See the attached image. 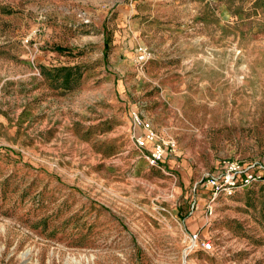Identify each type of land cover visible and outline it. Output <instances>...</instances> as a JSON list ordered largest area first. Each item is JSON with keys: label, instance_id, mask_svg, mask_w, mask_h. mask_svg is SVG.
I'll list each match as a JSON object with an SVG mask.
<instances>
[{"label": "rangeland", "instance_id": "obj_1", "mask_svg": "<svg viewBox=\"0 0 264 264\" xmlns=\"http://www.w3.org/2000/svg\"><path fill=\"white\" fill-rule=\"evenodd\" d=\"M0 264H264V0H0Z\"/></svg>", "mask_w": 264, "mask_h": 264}, {"label": "built area", "instance_id": "obj_2", "mask_svg": "<svg viewBox=\"0 0 264 264\" xmlns=\"http://www.w3.org/2000/svg\"><path fill=\"white\" fill-rule=\"evenodd\" d=\"M133 125L135 129L143 131V135H133L138 147L145 148L147 142L154 144L156 142V135L152 131L149 124L143 122L136 115H133ZM164 150L161 144H156L151 155V163L157 165L164 159ZM238 161H222L219 164V171L216 177L209 180L210 184L215 190V193H225L230 195L241 184H248L253 180L251 174ZM192 242L197 241V235L191 236Z\"/></svg>", "mask_w": 264, "mask_h": 264}]
</instances>
